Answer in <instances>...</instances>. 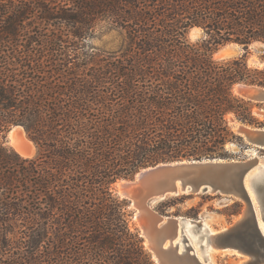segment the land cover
Listing matches in <instances>:
<instances>
[{
    "label": "trees",
    "instance_id": "obj_1",
    "mask_svg": "<svg viewBox=\"0 0 264 264\" xmlns=\"http://www.w3.org/2000/svg\"><path fill=\"white\" fill-rule=\"evenodd\" d=\"M26 1L0 0V249L13 252L10 264H155L112 186L160 162L227 158L229 142L244 145L231 114L261 125L234 86H264V68L213 54L264 44V0ZM39 9L41 20L72 24L74 38L103 21L125 42L103 65L86 54L85 74L79 54L68 66L56 43L31 47L36 26L22 23ZM195 27L204 36L193 43ZM13 124L37 157L5 145Z\"/></svg>",
    "mask_w": 264,
    "mask_h": 264
},
{
    "label": "water",
    "instance_id": "obj_2",
    "mask_svg": "<svg viewBox=\"0 0 264 264\" xmlns=\"http://www.w3.org/2000/svg\"><path fill=\"white\" fill-rule=\"evenodd\" d=\"M236 89L243 98L264 101V88L261 86L238 83ZM238 133L248 144L264 149V128L241 123ZM260 162V157L247 160L183 159L160 162L141 169L133 179L121 180L122 189L119 188V194L135 208L133 217L141 219V235L145 238V243L148 238L151 239L148 248L156 264H202L198 256L191 252L192 246L185 244L184 251L179 252V244H172L179 231V222L186 217L164 216L152 208L153 203L169 196L200 193L222 194L244 203L239 217L230 226L209 236V241L212 238L214 242V248L224 252L235 250L248 258L246 264H264V234L247 187L251 172ZM260 167L262 169L261 165ZM252 187L258 195L264 219V176L262 180L253 182ZM199 225L200 222H197L196 226ZM168 239L171 244L164 247ZM187 241L189 239L184 235L182 242Z\"/></svg>",
    "mask_w": 264,
    "mask_h": 264
},
{
    "label": "rangeland",
    "instance_id": "obj_3",
    "mask_svg": "<svg viewBox=\"0 0 264 264\" xmlns=\"http://www.w3.org/2000/svg\"><path fill=\"white\" fill-rule=\"evenodd\" d=\"M33 0H28L31 6H35L32 2ZM45 6L52 9H59L60 7L67 8L66 4L62 3L60 0H42ZM70 4V3H68ZM5 6V2H0V7ZM38 6V5H36ZM41 13V9L38 10V16H32L28 18L23 24L25 26V30H31L34 32L32 27L36 26L37 31L33 36H35L38 42L34 43L31 47L41 45L42 47H52V43H56L57 52H64L68 58H62L63 61H67L68 66H71L72 63L76 60V63L80 66V69L85 74L92 73L93 66L88 62L86 59V54L94 52L96 54L97 60L100 64H104L105 60L111 54H115L116 51L122 48L125 40V34L122 33L120 30L111 29L106 22H99L94 31L88 29L86 24L82 25V32L80 38H74L73 28L65 21H50L48 22L47 19L41 20L39 14ZM81 27V26H80ZM32 28V29H30ZM197 29L192 28L188 33V38L191 42H196L204 36L203 30L201 28L195 27ZM195 30V31H194ZM28 33V32H27ZM51 39L53 41H51ZM27 40L23 42V46H28L26 43ZM39 43V44H37ZM78 43V49L75 50V44ZM37 44V45H36ZM79 54L80 60L75 59V55ZM245 55L247 62L250 67L252 68H259L263 69L264 66V44L262 42H255L250 45L248 48H245L243 45L229 42L224 45L219 46L213 54V58L218 61L222 60H229L234 59L237 57H241ZM75 59V60H74ZM78 60V61H77ZM70 61H72L71 64ZM237 85V84H236ZM234 86V91L237 95H239ZM259 86V85H258ZM264 88V86H261ZM240 96V95H239ZM242 97V96H241ZM243 98V97H242ZM246 99V98H244ZM248 100V99H246ZM251 101V100H249ZM252 103V111L253 115L261 122L260 126L257 125H250L252 127L264 128V101H251ZM232 118L230 120L232 126L234 127V131L236 134L240 135L236 128L242 122H239L233 114L229 116ZM248 125V124H247ZM14 130L16 138L23 141V145L29 149L28 156H23L18 152V150L13 146V143L10 140L9 133ZM241 136V135H240ZM243 137V136H242ZM3 142L6 146L13 148L20 156L24 158H34L37 157L40 153L38 146L36 143L31 140L24 128L23 125H12L10 129L6 132V137L3 139ZM243 144L241 145L237 141L229 142L226 145V152L228 154L227 160H247L253 158L254 155H258L259 157H264V149L256 147L255 145H250L246 142L243 137ZM183 160V159H182ZM158 164V163H157ZM156 165V164H155ZM153 166V165H150ZM149 167V166H147ZM146 168V167H145ZM143 169V168H142ZM135 177V176H134ZM133 177V178H134ZM130 178V179H133ZM124 179V178H123ZM123 179L118 180L116 183L113 184L112 189L113 191L122 197L119 194V182ZM255 197V206L258 210L259 215L261 216L260 212V204ZM123 198V197H122ZM239 204V211L234 213L235 205ZM130 205V203H129ZM152 208L157 211L159 214L164 216H185L197 221L202 219L206 220L209 223V229L206 231H202L201 227H197V230H190L187 234L191 239L187 242H182V247L185 244H188L191 247V252L198 254L202 257L203 261H208V257L205 256L206 251H208L209 246L201 247L202 244L206 243L205 236L199 239L197 243V239L203 233H210L211 230L220 231L224 227L230 226L240 215L244 208V203L236 199L234 197L222 195V194H211V193H200V194H193V195H179V196H169L163 200H158L153 203ZM162 209L163 212L159 211ZM129 210L130 214V226L133 230L137 231L140 237L143 239V243L146 249L150 252L152 258L153 254L146 246L145 238L141 235V227L138 223V220L133 217L135 208L130 205ZM262 217V216H261ZM262 223L264 224V219L262 217ZM205 245V244H204ZM212 251H214V264H240L246 256L243 254L237 253L235 250L230 251H221L217 248L212 246ZM16 254V253H15ZM13 252L9 249V246L4 250V248L0 249V264H10L11 257ZM154 260V258H153ZM202 261V262H203ZM155 262V260H154ZM156 264V262H155ZM204 264V263H203Z\"/></svg>",
    "mask_w": 264,
    "mask_h": 264
},
{
    "label": "bare ground",
    "instance_id": "obj_4",
    "mask_svg": "<svg viewBox=\"0 0 264 264\" xmlns=\"http://www.w3.org/2000/svg\"><path fill=\"white\" fill-rule=\"evenodd\" d=\"M195 29H197V28H195ZM263 66H264V64H263ZM236 92L238 93L239 90L236 89ZM230 119H232V118L230 117ZM240 126H241V124L238 125V127H240ZM238 127L236 128L237 132H238ZM9 135H10V140L13 143V146H15V148L18 150V152H20L24 156H28L29 149L26 147V145H23V141H21L20 139L16 138L14 130H12L9 133ZM257 157L259 158V156L255 154L253 158H257ZM260 158H261V162L251 172V175H250V177H249V179L247 181V187L250 190V194H251V196H252L254 201H255L254 194L256 196L257 201H258V195H257L255 189L252 187V183L262 180V178L264 176V157H260ZM259 165L262 166V169H261V167L259 168ZM118 184H119V188L122 189V182H119ZM260 212H261V208H260ZM257 213H258V210H257ZM262 215L263 214L261 212V216ZM258 216H259V226H260V228H261V230H262V232L264 234V224L261 221L262 217L259 215V213H258ZM137 220H138L139 225L142 226L143 223L141 222V219L138 218ZM193 222H196V223L200 222L199 227H201L202 231H206L207 229H209V223L206 220H204V219H202L200 221H197V220L193 221V219L188 218V217L182 218L181 221L179 222L178 234L173 239V242H172L173 245L179 244V247H178L179 252H182L185 249L184 245L182 247V239H183L184 235H186L188 237V239L190 240L191 237H189V234H187L188 231H190V230H192V231L194 230L195 231V227H198V226H196V223H193ZM145 233H146V235H148L147 231ZM216 233H218V231L211 230L210 233L207 232L206 234L205 233L201 234L200 237L196 240L197 243H198L199 239H201V238H203L205 236L206 243H204L205 245L202 244L201 247L202 246L203 247H205V246H209L210 247V249L208 248V251H206V254H205V256L208 257V261L204 262L200 255L198 257L201 262L203 261L202 264L203 263L204 264H214L215 256H214V251H212L213 250L212 246H213L214 242H213L212 238L209 241V236L216 235ZM148 237H150V236H148ZM150 241H151V239L148 238V241L146 242V246L147 247H149ZM170 244H171V241L168 239V240L165 241L164 247H168ZM194 254H196V253H194ZM196 255H198V254H196ZM247 261H248L247 259H244L243 261H241L240 264H246Z\"/></svg>",
    "mask_w": 264,
    "mask_h": 264
}]
</instances>
